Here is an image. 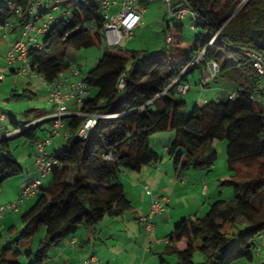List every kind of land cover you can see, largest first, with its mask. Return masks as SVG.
<instances>
[{"label": "trees", "instance_id": "16d2710c", "mask_svg": "<svg viewBox=\"0 0 264 264\" xmlns=\"http://www.w3.org/2000/svg\"><path fill=\"white\" fill-rule=\"evenodd\" d=\"M54 6L60 14L53 16L48 31L40 37L41 48L30 47L27 53L31 70L46 84L54 83L71 68L68 48L88 50L104 44L99 36L104 25L100 0H45L34 12L41 20L51 14ZM179 6H188L194 12L197 34L188 45L182 24L166 27L165 33L172 37L169 48L188 51L177 64L171 62L165 50L135 53L105 44L102 57L82 79L94 95L79 105L80 111L110 117L97 119L86 139L75 135L83 117L65 121V131L71 137L60 153L49 154L58 165L45 176L48 181L38 186L34 206L21 216L17 245L26 244L45 228L36 253L24 252L26 264H44L49 249L74 236L80 228L91 229L106 215L116 217L131 211L133 206L119 175L123 170L138 173L147 165L159 163V155L150 149V139L168 131H174L175 138L166 153L174 158L173 168L178 175L211 171L217 160L211 144L227 142L226 162L233 175L220 176L218 184L231 188L234 198L227 202L217 197L207 205L204 216L182 219L166 236L168 242L158 255L160 263L166 264L165 256H174V264H196L192 256L196 251L204 257L199 264L254 261L258 237L264 234V111L251 101L257 90V73L237 48L253 46L249 37L252 30L264 31V0H181L172 5ZM31 9V0L0 6V27L11 22V34H19L25 24L35 22ZM214 36L215 41L208 46ZM200 53L201 65L215 61L219 67L217 78H228L232 82L228 92L234 91L236 96L228 99L226 94L202 106L195 105L187 115L186 103L175 93L190 74L200 69L201 65L189 67ZM121 78L124 85L118 89ZM175 79L176 84L169 87ZM45 116L13 122L12 131L19 132L0 136V185L23 173L8 140L21 136L36 144L41 125L50 120L30 123ZM240 168L255 172L240 180ZM20 254L7 246L1 248L0 264H22L17 258Z\"/></svg>", "mask_w": 264, "mask_h": 264}, {"label": "rangeland", "instance_id": "374dc122", "mask_svg": "<svg viewBox=\"0 0 264 264\" xmlns=\"http://www.w3.org/2000/svg\"><path fill=\"white\" fill-rule=\"evenodd\" d=\"M15 0H0V6H8ZM52 0H49L51 2ZM181 0H173L172 5L180 3ZM45 2V0H43ZM76 3V0H71ZM140 5L137 4L138 8ZM181 7V6H179ZM178 7V8H179ZM118 6L112 7L111 12L116 13ZM146 13L142 16V25L133 32V37L129 42L123 41L119 48L126 49L127 51L135 53H149L154 54L165 50L168 57L171 58V62L177 64L178 58L186 56L188 51L179 50L174 46L169 48V45L165 43V31L167 25L170 28L176 24V21L169 15L168 7L165 3L159 0H147L144 5ZM51 14H47L43 19H47L48 16H58L59 10L51 11ZM67 18L70 20L71 15L68 13ZM183 24V39L190 45L194 41L196 21L191 19L189 15L182 20ZM40 25V23H38ZM94 30V28H92ZM172 30V29H171ZM11 37V35H10ZM1 39V38H0ZM41 41V38H40ZM0 68L6 67L3 55H5L8 47H6L7 41L0 40ZM102 42V41H101ZM6 48V49H5ZM103 48H107L105 44L99 46L94 45L91 48L74 50L67 49L69 62L79 63L82 68L81 76L90 71L103 55ZM20 64H17L19 67ZM200 71L195 70L189 75V80L183 84H187L190 90L186 94L175 93V96L181 101L186 103L185 113L189 115L195 105L202 106L209 101L217 100L224 97L227 94L228 86L232 85V82L228 78L218 77L216 81L212 82L209 87L201 88L199 84ZM93 91V89H88ZM94 93L89 94L93 97ZM39 110L41 112H53L52 104L48 102V88L39 78H35L26 75L4 73L0 76V111L6 116V120L0 122V128L4 126L6 130L0 132V136L5 133L7 136L12 134L13 122H25L30 119L29 114L31 110ZM13 118V121H12ZM4 131V132H3ZM2 133V134H1ZM38 137L43 140V132H37ZM43 138V139H42ZM175 138L174 131H168L165 133L155 134L150 139V149L156 152L160 157L158 165L162 168L158 176L153 174H146L144 167L141 172H131L123 170L119 175L120 182L124 185L125 196L132 203L134 211H127L122 216H105L104 219L98 223L94 228L86 229L80 228L74 236H70L62 242L58 243V246H53L48 251V260L44 264H63L64 260L71 257V249L77 250L76 255L71 259L72 264H80V260L90 256H95L96 259L102 260V263L107 264H161L156 252H162L164 249V240L173 228L184 218L189 217L191 214L196 213L197 202H204L207 198L200 195L201 184L205 182L209 185V194L217 198L223 199L227 202H231L234 198L233 190L231 188L220 187L218 184V178L222 175H233L228 169L227 165V142L226 141H214L211 144V148L217 154V160L214 163L211 171H189L181 175L183 181L198 180L196 189L192 186H182L181 182L175 177V171L173 168L174 158H171L164 152V148L168 147ZM9 149L13 157L20 163L23 173L21 176L9 178L0 185V206H6L9 203L15 202L22 189V185L28 179H38L40 183H46L48 177L39 174L38 169L34 166V148L35 145L21 136L13 137L8 140ZM64 144L63 138L53 140V143L46 148L49 154L54 151L60 153L63 149L61 145ZM143 171V172H142ZM238 171V178L240 180H246L253 176L254 170L240 168ZM200 172V174H198ZM124 174V175H123ZM151 174V175H150ZM145 175V176H144ZM147 175V176H146ZM184 175V176H183ZM237 178V179H238ZM138 184V186H137ZM158 186V187H157ZM173 191V205L171 211L173 213V219L169 228L164 229L161 222V218L157 215L152 219V224L157 230L155 234L147 233L144 228V224L141 223L138 218L140 216L148 215L144 213L145 207L143 206L145 193L152 197V200L160 199L163 196L169 197ZM221 195H218L220 194ZM197 194V195H196ZM193 195V197H192ZM148 196V198H149ZM154 197V198H153ZM191 197V198H190ZM209 198H212L210 196ZM37 200L36 196H30L20 204L17 211L7 210L3 214V220L0 221V249L6 246L13 251H20L21 254L17 257L18 261L22 264H26L27 258L24 252L30 250L33 254L36 253L39 244L44 238L45 228H40L38 232L32 237L31 240L17 245L18 233L21 228V216L31 210ZM207 201L208 203H211ZM179 204L174 208L175 204ZM150 202V201H149ZM149 206V205H148ZM205 209L200 211L198 216L202 217L207 211ZM184 211V213H183ZM197 214V213H196ZM160 215V214H159ZM154 220L157 222H154ZM13 227V231L9 232V229ZM71 238L78 240H89L87 243V249L81 250L79 246L70 244ZM156 239L163 244L162 246L156 245ZM85 243V244H86ZM152 244L151 248H148ZM68 246L69 253H63L59 255L63 249ZM74 247V248H73ZM77 247V248H76ZM148 249L152 251L148 253ZM193 256V262L199 264L203 261V255L196 251ZM84 258V259H83ZM167 259L166 264H174V256H165ZM239 264H251L245 261H241Z\"/></svg>", "mask_w": 264, "mask_h": 264}, {"label": "built area", "instance_id": "2783aa9c", "mask_svg": "<svg viewBox=\"0 0 264 264\" xmlns=\"http://www.w3.org/2000/svg\"><path fill=\"white\" fill-rule=\"evenodd\" d=\"M43 0H31V17L35 22H28L24 25L17 38H15L5 55H3L4 61L6 62V67L0 68V76L6 72H12L18 75L29 74L32 77L39 78L41 81L44 80L33 72L29 65L28 60V50L30 47L40 49V41L38 37L44 35L50 25V21L53 16H48L47 19H38V15L35 9L41 5ZM54 2H59V0H52ZM79 3H85L87 0H76ZM137 0H100L101 14L104 18L103 28L99 32L101 41L108 46H118L123 41L128 42L132 39L134 30L141 24L142 14L145 12L144 8H136ZM162 3H165L168 7L169 15L178 23H182L184 17L189 15L191 19H195L194 12L188 6L182 7H172L173 0H159ZM114 6H118V11L112 13L111 9ZM53 11L57 8L54 6ZM40 23V25H38ZM14 25L11 22L5 23V25L0 27V38L3 40H8L9 36L13 31ZM165 42L167 45L171 44V34H165ZM217 36V35H216ZM214 36L208 43L210 46L216 39ZM240 54L250 63L252 68L257 73V90L251 96V101L255 105L259 106L262 111H264V51H261L254 46L248 47H238L237 48ZM202 56L200 53L195 56L190 63L189 67L193 65L202 64ZM17 64H20L19 67ZM199 76L198 86L201 88L209 87V85L214 82L217 78L219 67L215 61H210L204 65H201ZM80 72L77 66L73 65L69 69L67 75L62 78H58L52 84H44L48 88V102L52 104L53 112L48 114L42 119L35 120L31 125L39 122L41 120H50V131L47 134V137L43 140H39L35 144L34 152V166L38 169V172L42 176H46L51 173L54 167H57L58 163L56 160L49 157V153L46 148L53 143V140L58 138H63L64 142L69 140L71 137L70 133L65 131L66 122L69 118L74 117H83V122L76 131V136L79 139H86L89 134H91L94 129L97 119L105 118L110 116H101L97 112H82L76 108H70V104L75 106L80 105L88 97V88L82 80H74L75 77L79 76ZM178 79H175L171 82L169 87L176 84ZM123 78L119 79L118 89L123 88ZM177 92L179 94H186L190 90V87L187 84H180L177 87ZM236 93L230 91L227 93L228 99H234ZM6 120V116L0 111V122ZM19 131H13L14 135ZM8 135V136H10ZM5 136H7L5 134ZM7 136V137H8ZM40 181L38 179H33L29 183H24L22 185L21 193L18 199L9 203L6 206H0V219L3 217V214L7 211H17L20 204L24 202L30 196L35 195L37 192ZM169 197L163 196L160 199L152 200L148 206V215L140 217V222L144 224L145 232L152 233L154 231V226L152 224V219L154 216L162 214L167 211L169 206ZM258 245L254 250V256H257L258 259L254 264H264V259L259 258L260 249L264 247V234H261L258 237ZM161 241V240H160ZM156 241V242H160ZM168 242L167 238L164 239V243ZM83 264H97V259L95 256H90L85 259Z\"/></svg>", "mask_w": 264, "mask_h": 264}, {"label": "crops", "instance_id": "0c3cea01", "mask_svg": "<svg viewBox=\"0 0 264 264\" xmlns=\"http://www.w3.org/2000/svg\"><path fill=\"white\" fill-rule=\"evenodd\" d=\"M115 1H119V0H115ZM147 3V0H137L136 1V4H135V6L137 7V4H139L140 6L138 7V8H143L144 7V5ZM145 9V8H144ZM146 13V10H145V12L142 14V16L144 15ZM176 24H182V23H178V22H176ZM141 25H142V17H141V24L138 26V27H141ZM183 25V24H182ZM168 26V25H167ZM137 27V28H138ZM136 28V29H137ZM135 29V30H136ZM166 33H169V32H166ZM165 33V34H166ZM164 34V35H165ZM17 36H18V34H16V35H14V34H11V37L9 36V38H8V40H6L7 41V43L8 44H6V47H8L9 48V46H10V44H11V42L15 39V38H17ZM38 39H39V41H40V37H38ZM1 41L3 40V39H0ZM4 41V40H3ZM129 42V41H128ZM0 43H2V42H0ZM166 43V42H165ZM6 49V48H5ZM8 50V49H7ZM73 65H75V66H77L78 67V69H79V72H80V74H79V76H77V77H75V79L74 80H82L83 78H84V76H81V74H82V68H81V66H79L80 64L79 63H74V62H72L71 63V66H73ZM10 74H12V72H9ZM68 73V72H67ZM67 73H65V74H63V75H61L59 78H62L63 76H65V75H67ZM189 80V79H188ZM211 85V84H210ZM209 85V86H210ZM229 86H228V88L226 89L227 91H229ZM91 92H94V91H89L88 92V97H89V94L91 93ZM70 108H76L77 110H80V106L78 105H74V104H70ZM49 114V112L47 113V112H41V111H39V110H32V112L29 114V116L28 117H40V116H44V115H48ZM13 119V118H12ZM50 122H45L44 124H42L41 125V130L39 131V132H43V138L45 139L46 137H47V134H48V132L50 131ZM2 130H6V132H10V131H7V129L4 127V126H2L1 128H0V132L2 131ZM4 132V131H3ZM5 132V133H6ZM5 133H3V134H5ZM2 134V133H1ZM42 138V139H43ZM39 140H41L40 138H39ZM35 145V144H34ZM63 145H61V147H62ZM166 148L167 147H165L164 148V152H165V150H166ZM34 150H35V148H34ZM36 151V150H35ZM145 169V171L144 172H146V174H148V173H151V174H153V176H158V174L161 172V170H162V168L160 167V165H158V163H156V164H151V165H147L146 166V168H144ZM143 172V171H142ZM150 174V175H151ZM198 174H200V172H198ZM124 175V174H123ZM145 176V175H144ZM147 176V175H146ZM184 176V175H183ZM175 177L181 182V185L182 186H192L194 189H196V187H197V184L199 183L198 182V180H192V181H183L182 180V177H181V175H178L177 173L175 174ZM206 180H204V183L203 184H201V189H200V195L201 196H204L205 198H207L206 200H204V202H202V203H200V202H197V208H196V213L195 214H193V215H197L198 216V214L200 213V211H202L203 209H205V207L209 204L207 201H210V199H212L211 201H213V200H215L216 199V197L214 196V194L213 195H211V194H209V184L208 183H206L205 182ZM137 186H138V184H137ZM158 187V186H157ZM174 193H173V191H172V193H171V195H169V200H170V202H169V206H168V208H167V211L166 212H164V213H162V214H160V215H158L161 219V222H162V224H163V228L164 229H167V228H169V226H170V224H171V221H172V219H173V213H172V209H171V207L170 206H172L173 205V195ZM197 195V194H196ZM218 195H221V192H220V194H218ZM145 197H144V201L145 202H143V206L145 207V209H144V213L145 214H147V211H148V205H149V201H151V199H152V197H150L149 195H147L146 193H145V195H144ZM148 196H149V198H148ZM210 196H212V198H209ZM192 197H193V195H192ZM154 198V197H153ZM191 198V197H190ZM132 204V203H131ZM179 204L177 203V201H176V204H175V206H174V208L175 207H177ZM132 211H134V213H135V210L134 209H132ZM183 213H184V211H183ZM157 216V215H156ZM190 216H192V214L190 215ZM140 217H142V216H140ZM140 217L138 218V220L140 219ZM1 220H3V218H1L0 219V221ZM140 221V220H139ZM154 222H157V220L155 221L154 220ZM144 229V228H143ZM0 230H1V228H0ZM156 230H157V226H155V228H154V231L152 232V234H155V232H156ZM167 236V235H166ZM166 236H164V237H166ZM159 240V239H158ZM157 239H156V241H158ZM164 240V239H163ZM89 240H76L75 238H71V240H70V244L71 245H74V246H79L80 248H81V250L80 249H78V251H85V249H87V243L86 242H88ZM62 242V241H61ZM258 242H259V240H257V245H258ZM86 243V244H85ZM156 243V245L157 246H162L163 244H161V243H157V242H155ZM60 244V243H59ZM166 243H164V245H165ZM163 245V246H164ZM58 246V245H57ZM151 246H152V244H150V246L148 247V248H151ZM66 248L65 249H63V251L59 254V255H63V253H69V250H68V246H65ZM74 248V247H73ZM77 248V247H76ZM152 251L151 249H148V253H150V252ZM73 252V253H72ZM76 252H77V250L75 249V251H73L72 249H71V252H70V255H71V253H72V255H71V257H68V259L67 260H64L63 261V264H72V262H71V259H73L72 257H74L75 255H76ZM156 254H160V252H156ZM259 258L260 259H264V247H262V249H260V253H259ZM84 259V258H83ZM258 259V257L257 256H254V261L251 263V264H254V262L256 261ZM100 260V259H99ZM98 259H97V264H107L108 262H104V263H102V260L101 261H99ZM80 264H83V260H80V262H79Z\"/></svg>", "mask_w": 264, "mask_h": 264}, {"label": "water", "instance_id": "95a60500", "mask_svg": "<svg viewBox=\"0 0 264 264\" xmlns=\"http://www.w3.org/2000/svg\"><path fill=\"white\" fill-rule=\"evenodd\" d=\"M249 37L255 48L264 51V31L252 30Z\"/></svg>", "mask_w": 264, "mask_h": 264}]
</instances>
